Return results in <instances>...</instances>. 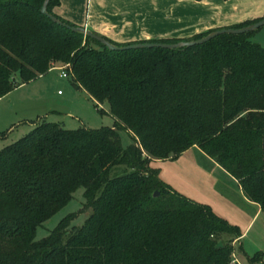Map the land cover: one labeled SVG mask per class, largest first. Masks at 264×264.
I'll list each match as a JSON object with an SVG mask.
<instances>
[{"label": "trees", "instance_id": "obj_1", "mask_svg": "<svg viewBox=\"0 0 264 264\" xmlns=\"http://www.w3.org/2000/svg\"><path fill=\"white\" fill-rule=\"evenodd\" d=\"M43 2L0 0V99L70 65L73 85L96 108L107 103L114 123L66 130L43 122L0 150V264H229L231 242L216 245L223 234L239 239L237 226L164 183L153 163L197 148L264 213V48L249 40L255 31L191 48L111 51L53 23ZM58 5L50 0L47 12L76 27L53 13ZM212 31L123 44L101 37L124 47ZM121 130L132 135L126 148ZM78 187L90 210L83 224L69 226V215L35 239Z\"/></svg>", "mask_w": 264, "mask_h": 264}, {"label": "rangeland", "instance_id": "obj_2", "mask_svg": "<svg viewBox=\"0 0 264 264\" xmlns=\"http://www.w3.org/2000/svg\"><path fill=\"white\" fill-rule=\"evenodd\" d=\"M224 3L225 5L216 9L215 13L236 17L249 15L250 11L263 6L264 0H224ZM211 9L198 6L192 9L184 8L183 12L175 10V13H167V16L160 19H146L144 22L131 20L132 22L130 21V24L121 31L129 34L150 32L164 33L168 37L184 36L192 31L187 29L217 16ZM87 15V11L85 13L83 11L82 17L88 21ZM249 40L264 48V26L250 35ZM59 75V69H52L45 75L21 85L0 100V150L27 135L33 129V125L43 122L54 123L66 130L81 127L87 129L112 127L114 119L109 115L107 103L96 108L95 101L84 90L75 87L71 78L63 79ZM119 136L123 148L133 143L132 135L128 131L121 130ZM195 152L191 151L175 161L153 163V166L160 168L162 178L170 179L171 186L176 188V191L195 202L210 205L217 215L237 226L242 234L253 213L241 204L242 200L237 190L226 192V189H223L224 193H221V196L216 194L220 192L218 188L212 190L213 180L207 177V174L213 171L211 167L205 169L207 172L200 171L202 162L198 158L199 154ZM84 204V189L78 187L69 202L37 228L35 239L47 236L62 218L69 215H73L69 220V226H81L90 212L87 209L83 211ZM220 238V241L231 242L232 253L237 255L240 264H264V214L253 219L239 241L231 240V236L226 234ZM258 251L263 252L262 260L251 261L250 257Z\"/></svg>", "mask_w": 264, "mask_h": 264}, {"label": "crops", "instance_id": "obj_3", "mask_svg": "<svg viewBox=\"0 0 264 264\" xmlns=\"http://www.w3.org/2000/svg\"><path fill=\"white\" fill-rule=\"evenodd\" d=\"M224 5V0H59V5L53 9V13L62 20L75 25L76 27L85 28L86 30H89L100 36H104L118 44L157 40L170 37L177 39H187L196 34L204 33L209 30L228 27L246 20H253L264 16V5L256 8L255 10L251 9L252 11H250L249 15L243 14L236 17H231L225 13L222 15L215 13L216 9H220V7H223ZM198 6L209 9L212 8L211 10L217 16L211 17L210 21H204L200 25H196L187 29L192 31H189V33L184 36L171 35L168 37L164 35V33L151 34L150 32H135L136 34H129L121 31L123 27H125L127 24H130L131 20L137 19L144 22L146 19H160L167 13H175V10L183 12L182 10L184 8L192 9L197 8ZM224 8L223 10H225ZM83 11L84 13L87 11V16L89 17L88 21L82 17ZM59 93L60 92H58V94ZM34 126L35 125H33V127ZM191 151H196L195 153L199 154L198 158L202 162V167L200 170L202 173L207 172L205 169L211 167L213 172L208 173L207 177H211L213 180L211 185L212 190L215 191L216 188L220 190V192L216 194L221 196L224 193L223 189H226V192H229V190L231 191L233 189L237 190L242 200L241 204H244L245 209L253 213L248 226L256 216L259 218L261 214H264L257 203L249 201L244 196L240 186L237 185L234 179L226 175L217 164L205 156L199 149L192 148L183 153L180 157L185 156ZM160 163L162 164L163 162L155 161V164ZM159 177L164 183L171 186L172 183L170 182V179H163L160 173ZM208 203L212 204V202ZM248 226H246L245 230H247ZM245 230L242 232L240 238L245 234Z\"/></svg>", "mask_w": 264, "mask_h": 264}, {"label": "water", "instance_id": "obj_4", "mask_svg": "<svg viewBox=\"0 0 264 264\" xmlns=\"http://www.w3.org/2000/svg\"><path fill=\"white\" fill-rule=\"evenodd\" d=\"M50 0H44L43 5L41 7V14L46 16L49 20H51L53 23L65 27L72 32L79 33L83 35L84 37H88L92 40H95L105 46L107 49L111 51H125V50H137V49H153V48H160V49H167V50H176V49H183V48H191L194 46L202 45L220 35H241V34H247L254 32L261 27L264 26V18L261 19L260 21L249 25L243 29L239 30H233V29H218L210 32L207 34L205 37L199 39V40H194V41H187V42H178L176 44H160V43H145V44H134V45H128L124 47H116L112 44H110L108 41H106L104 38H102L99 35L94 34L93 32L86 30L85 28L82 27H70L64 23H62L59 19L55 18L54 16L50 15L47 12V5ZM154 195H157V192L154 193ZM222 242L218 241L216 246H221Z\"/></svg>", "mask_w": 264, "mask_h": 264}, {"label": "built area", "instance_id": "obj_5", "mask_svg": "<svg viewBox=\"0 0 264 264\" xmlns=\"http://www.w3.org/2000/svg\"><path fill=\"white\" fill-rule=\"evenodd\" d=\"M60 71V78H71L72 79V72H71V68L70 65H65L63 67H59L57 68ZM229 264H240L238 257L235 253L231 254V258L229 260Z\"/></svg>", "mask_w": 264, "mask_h": 264}]
</instances>
